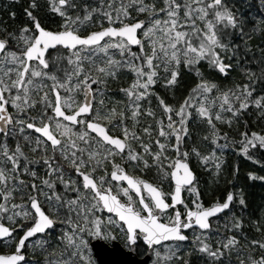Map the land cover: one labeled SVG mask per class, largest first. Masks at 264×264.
<instances>
[{
  "label": "snow or ice",
  "instance_id": "snow-or-ice-1",
  "mask_svg": "<svg viewBox=\"0 0 264 264\" xmlns=\"http://www.w3.org/2000/svg\"><path fill=\"white\" fill-rule=\"evenodd\" d=\"M37 6V0H32L30 8ZM49 7L62 18L57 30L43 27L28 9L25 13L33 28L0 29L5 32L0 36V136L5 137L0 141V242L10 249L0 252V264H40L26 259L30 246L39 248L43 264H89L88 237L110 236L107 231L102 233L103 222L97 215L102 210L115 214L116 219L110 216L108 223L121 225L129 246L138 240L149 247L170 241L178 249L180 242L189 239L185 230L193 229L196 250L212 264H224V257L229 258L228 264H264V214L253 222L261 232L260 239L244 235L243 218L233 215L230 224L237 235L225 236L217 247L208 242L211 217L225 210L230 213L234 200L244 210L247 204L243 191H229L222 201L205 206L189 157H196L201 166L214 162L217 175L222 160L215 148L207 154L195 146L182 150L193 110L210 131L202 139L213 143L221 138L214 121L231 126L249 105L264 116V94L253 95L255 82L264 83V48L249 58L252 46L247 40L251 36L244 32V19L226 0H100V7L80 5L82 14L72 11L78 8L77 0H50ZM94 14L106 20L107 26L100 24L98 30L88 31L86 26ZM140 14L143 19L137 18ZM129 19L134 22H125ZM233 33L239 34L243 47L231 39ZM10 40L18 50L9 49ZM201 62L224 77L239 68L247 82L221 88L204 76ZM61 63L63 68L58 67ZM125 71L134 78L119 91L128 99L124 107L130 111L132 128L124 123L127 117L118 110V102L111 107L105 104L109 80H117ZM182 71L195 74L198 82L178 105L166 103L153 86L159 82L171 91L179 86ZM44 80L51 84L44 85ZM45 86L48 91H43ZM33 90L38 95L42 92V107L35 116L25 112L37 103ZM150 95L156 96L167 118L166 125L163 119L157 121L158 135L165 142L153 140L150 127H143V136L134 130L138 116H155L151 107L141 111L140 101ZM9 105L16 110L15 116ZM224 112L231 115L225 117ZM21 113L24 119L17 118ZM117 127L120 134L112 132ZM26 129L37 135H23ZM16 133L23 135L25 144L16 143L12 149L6 138ZM222 136L226 139L227 133ZM240 137L238 150L248 159H253L250 149H264V132L244 131ZM25 147L32 153L39 150V159L29 160ZM169 149L174 156L166 155ZM29 164H42L44 174L38 175ZM153 166L158 176L174 182L171 191L165 193L160 183L137 174ZM21 172L31 179H21ZM248 176L264 180L251 172ZM58 185L62 190H57ZM185 190L194 197L189 203L182 196ZM15 192L27 199L14 203ZM121 193L126 199L121 200ZM57 224L63 226L60 236L54 238L59 253L47 238ZM162 246L167 249L164 258L168 264L173 258L177 264H188L168 244ZM232 253L236 254L234 262ZM155 255L162 254L156 251Z\"/></svg>",
  "mask_w": 264,
  "mask_h": 264
},
{
  "label": "trees",
  "instance_id": "trees-1",
  "mask_svg": "<svg viewBox=\"0 0 264 264\" xmlns=\"http://www.w3.org/2000/svg\"><path fill=\"white\" fill-rule=\"evenodd\" d=\"M31 2L32 0H0V29H5L7 32H16L19 28L24 27L25 25L30 29L33 28L31 19L25 13V9H28L33 12V15L37 17L43 27H46L48 30H57L62 24V18L59 14L51 10L49 7L50 0H37L38 6L35 9L30 8ZM226 3H228L227 0ZM232 3L233 5H231V8L234 12L244 19V32L251 36V40H247V36L244 37V40H247L252 46V51L249 53V58H251L253 54H259L258 49L264 48V0H233ZM77 4L78 8L72 11L74 14H82L79 7L80 5L88 4L91 7H100V0H77ZM12 12L15 13V16L10 15ZM143 18L144 17L142 16L139 17V19ZM132 21L133 20L129 19L125 22ZM92 22H94V24L100 22L103 23L104 26H107V21L102 19L101 16L95 14ZM98 27L99 26H93L91 31L98 29ZM3 35H5V32L0 31V36ZM238 37V33H233L231 39L236 41ZM241 46L243 47V45ZM250 66L253 68L256 67L255 64H251ZM200 69L205 77L218 83L221 88H231L234 83L247 82L239 68H233L227 77L210 69L206 63L200 64ZM197 82L198 78L195 74L182 71L180 84L174 89V98L163 92L161 86H158V94L166 103L178 105L188 95L189 91ZM258 82L260 81H256L253 85L255 88L253 93L254 96L264 94V83L260 82L258 84ZM121 99H123L122 95ZM155 99L158 105L156 96ZM218 104L219 102L215 105ZM213 109L216 110L218 107ZM156 113L158 118L163 119L164 123L167 124V118L162 115V109L158 107ZM223 115L228 117L231 114L224 112ZM214 123H216V126L221 133V138L217 143H213L211 139L207 141L208 143H211V149H216V155L222 160L221 172L217 175L213 164H210L209 166H201V163L192 155L189 157V164L195 171H198L199 166L202 168L213 169L215 173L213 185L202 189L203 194L207 193L208 195L207 200L213 199V201H215L219 199L222 201L226 196V193L229 191H232L233 193L243 191L247 210H244L234 200L232 211L230 213L227 212L223 217L213 221L212 230L208 232V242L211 243L213 247H217L218 242L224 239L225 236L237 235V232L234 229H231L230 221L233 215L243 218L244 223L242 224L241 232L244 235L248 236L250 239H260L261 232L253 227V222L257 221L261 215L264 214V180L249 178L248 174L251 172L254 173L256 177L264 176V149H250L249 154L253 156V159H248V157L238 149L240 147L239 142L241 140V132H264V116H262L252 105H249L247 110H243V114L240 116L239 120H233L231 126L219 121H214ZM187 126L189 129V135L184 137L182 150H189L193 146L198 147L197 145L203 140L202 137L210 135V131L207 134L203 133V126H206V124L202 119L196 117L194 110L193 116L190 117L187 122ZM223 133H227L226 139L223 138ZM172 139L174 141V138ZM218 144L226 146L218 147ZM166 155L171 157L174 156L175 153L169 149L166 152ZM257 161H260V163H257ZM234 170L235 174H233ZM148 177L154 183L163 184L168 181V179H163L158 176L154 166L150 168ZM261 231H264V229ZM196 249L197 245L195 240L190 238L187 244L179 247V252L177 251V253L182 260L186 259L188 264H212L209 259L199 253ZM0 252H2V250H0ZM230 259L234 262L236 254L232 253ZM222 260H224V264H228L229 258L224 257ZM37 261L40 262V264H43L44 259L39 256L37 257Z\"/></svg>",
  "mask_w": 264,
  "mask_h": 264
},
{
  "label": "flooded vegetation",
  "instance_id": "flooded-vegetation-1",
  "mask_svg": "<svg viewBox=\"0 0 264 264\" xmlns=\"http://www.w3.org/2000/svg\"><path fill=\"white\" fill-rule=\"evenodd\" d=\"M33 27H34V25H33ZM9 49L12 50V51H16V48H14V46H12V42H11V41H10V43H9ZM49 51H52V50L49 49ZM0 58H2V57H0ZM58 67H59V68H63L64 65L61 63L60 65H58ZM49 68L51 69V64H50ZM42 83H43L44 85H48V84H51V81H50V80H44ZM43 91H48V88L45 86V87L43 88ZM31 95H32V98L35 99V100L37 101V103H36V105H35L34 108H28V110L26 111V113H27V115L35 116V115L37 114V112H38V111L41 109V107H42L41 100H40V96L42 95V92H40V94L38 95L37 92H36V90H33V92H32ZM62 95H63V92H62ZM49 96H50V99H51V98H52V94L50 93ZM94 107H95V102H94ZM8 110H9L10 113H12V110H11V108H10L9 106H8ZM49 113H50V109H49ZM24 118H25V114H23V116L20 117V118H18V119H24ZM112 132H114V130H112ZM114 133H115V132H114ZM116 134H117V133H116ZM23 135H29V136H33V137H34V136L37 135V134H35L33 130L26 129V130H25V133H24ZM23 135L18 134V135L15 137V139L17 140V142L9 144V147L12 148V149H14L16 143H20V144L24 145V144H25V141H24V139H23ZM93 135H94V134H93ZM8 137H9V136H8ZM8 137H7L6 139H8ZM4 139H5V137L0 136V141H2V140H4ZM24 150H25L26 155H28L29 160H32L33 158L39 159V157H40V155H41V153L39 152V150H38L36 153H32V152L30 151V148H29V147H25ZM49 155H51V152H49ZM22 164H23V160H22ZM65 167H67V165H65ZM29 168H30V169L34 168V169L37 171L38 175H43V174H44V171H45V169H44V167H43L42 164H29ZM193 170H194V169H193ZM129 171H132V170L129 169ZM196 171H197V170H196ZM196 171L194 170V173H195V176H196V186H197V188L200 190V194H201V195H200V199L203 201V203L205 204V206H207L209 203L213 202V199H211V200H210V199L207 200V199H208V195H207V193L203 194V190H202L203 188H205V187H207V186H211V184H210V182H209L208 174L206 173V174H204L205 177H202V175H200V174L198 173V171H197V172H196ZM149 172H150V169H146V170H144L143 172H137V174L142 175L145 179H148L150 182H153V181H151V180L149 179V177H148ZM65 174L68 175L67 172H66ZM19 175H20V178H21V179H25L26 182L29 181V180L31 179V177H30L29 175H27V174H25V173H23V172H21ZM74 178H77V179H78V177H74ZM37 184H38V186H39V181H37ZM172 185H173L172 181H167V182L161 184V186H162V188H163V191H164L165 193L171 191V186H172ZM57 190H58V191H59V190H62V186H59V185H58ZM14 195H15V194H14ZM19 195H20V196H21V195L23 196V193L21 192V194H19ZM182 196L184 197L186 203H189L190 200L194 198V197L192 196V194L189 193V192H187L186 190H185V191H182ZM23 197H25L24 200L27 199L26 196H23ZM20 198H22V197H16L15 200L20 199ZM120 198H121V200L126 199L125 197H123V194H122V193H121ZM41 199H42V198H41ZM15 202H16V201H14V203H15ZM189 206H191V204H189ZM177 207L181 210V212L184 211L182 205H178ZM169 212H171V210H169ZM97 215H100L101 220H102V222H103L102 225H101L102 233H103L104 231H107L108 233H110V236H109L108 238H104L103 235H101L100 237H88V241H89V243H88V253H87V255L89 256V264H98V262H97V260H96V258H95V256H94L93 249H92V247H91V243H92L93 241H95V240L103 241V242H104L109 248H112L113 245L116 244V245H120V246L122 247V249L125 250V251H127V252L132 251L131 246L128 245V242H127L126 236H125V234H124V231H123L122 228H121V225H120V224H109V223H108V218H109L110 216L113 218V220H115L116 217H115L114 215H112V214L106 212L105 210L99 211V212L97 213ZM219 218H220V217H219ZM213 220H214V219H213ZM213 220H212V223H213ZM62 227H63L62 225L57 224L52 230H50V231L48 232V234H49L50 232H52V233L55 232L54 234H57L59 231L62 230ZM197 231H199V230H197ZM187 235H188L190 238H193V229H191V230L187 233ZM56 236H57V235H56ZM40 237H41V235H37V238H40ZM57 237H59V235H58ZM167 244H168L169 246H175L173 243H167ZM4 245H6V242H0V246H1V247H0V250H2V252H3V251H9L10 249H9L8 247H6V248L3 247ZM31 247H32V246H30V247L26 250V252H25L26 259H28L29 261H37V257H39V256H37V254L35 255V254H33V252H31ZM161 247H163V246L160 245V246H157V247L154 248V250H153V254H152V257H151V262H150V264H156V263H155V259H154V257H155V251L158 250V249L161 248ZM179 247H181L180 244H179ZM133 251H134V257H135L136 259H138V260H143V259L145 258V256L147 255L148 249H147V247L144 245V243H142L140 240H138V241H137V244L134 245V249H133Z\"/></svg>",
  "mask_w": 264,
  "mask_h": 264
},
{
  "label": "rangeland",
  "instance_id": "rangeland-1",
  "mask_svg": "<svg viewBox=\"0 0 264 264\" xmlns=\"http://www.w3.org/2000/svg\"><path fill=\"white\" fill-rule=\"evenodd\" d=\"M227 1H228L227 4L231 7V5H233V3H232L233 0H227ZM145 2H148V0H145ZM136 16H137V14L133 13V17H136ZM141 16L144 17V14H140L137 18H139ZM100 24H103V23L99 22V23L94 24V22H92L90 25H87L86 28H87L88 31H91L93 26H99ZM235 42L241 43V45H243L242 42H241L240 36L237 38V40ZM12 46H14V48H16V50H18V48H19V46L14 41H12ZM135 51H137V50H135ZM117 58H119V57H117ZM202 63H204V62H201V64ZM133 78H134V76H133V74L131 72L125 71L124 74H122L117 80H115V81L109 80L107 88H106V91H105V97H106L105 104H106V106H109V107L115 106L116 102H118L119 105H120L118 110L125 111L127 119L124 121V123L127 124L130 128L133 127V121L131 120L130 111H128L124 107L128 103V99H127V97H125L123 95V93L119 92V90L121 88L128 87L129 84L132 82ZM259 83L260 82H258V84ZM158 86H161L159 82L157 83V85L153 86V91L155 93H158ZM161 88H162L163 92H165L167 95L172 96L173 98L175 97V94H174V89L175 88L172 89L171 91L166 90L162 86H161ZM121 95L123 96V99H121ZM172 97H171V99H172ZM98 99H99V97H98ZM217 102H219V101H217ZM140 104H141L142 113H143V109H145L147 107H151L153 109V111L155 112V116L154 117H149V116H146V115H143V114L141 116H138L137 117V122H135V129H134L135 132L138 135L143 136L142 129H143V127L147 126V127H150V129H151L150 136H151V138L153 140L159 138V139H161V142H165L164 138L163 137H159V135H158V124H157V121L160 120L161 118H158V116L156 115L157 114L156 110H158V105H157L155 96L154 95H150L149 97H146V98L142 99L140 101ZM214 105L212 106L213 108L218 107V105H215V106ZM9 107L11 108L12 113L15 116L16 115V110L13 107H11V105H9ZM27 110H28V108L25 109V112ZM23 114L24 113H21L17 118L22 117ZM173 119L176 120L178 118L173 116ZM113 123H115V121H113ZM109 127L111 128V125ZM203 128H204L203 129L204 130L203 133L207 134L209 132L208 126L207 125L203 126ZM112 130H114L115 133L120 134V128L119 127L114 128ZM165 130L167 131V129H165ZM18 134H20V133H16L15 135H10L8 137V139H7L8 145L11 144V143L17 142L15 137ZM145 139H146V142H147V138H145ZM205 142H206L205 140L201 141L200 142L201 146L199 148H200V150L202 152H204V154H207V152L211 151L212 149L210 148L211 147V143L205 144ZM135 147H136L137 151H142L138 146H135ZM152 148H153V150L156 149L155 144L152 145ZM213 165H214V162H213ZM198 172H199L200 175H202V177H205L204 174L207 173L208 174V178H209V182H210L211 186L213 185V179L215 178V173H214L213 169H210V170L209 169H204L201 166H199ZM23 180H25V179H23ZM14 194H15V197H23L22 195L21 196L19 195V194H21V192H15ZM24 199H25V197H23V200ZM14 201H16L15 203H17V204H21L22 203V198L14 200ZM60 232L61 231H59L57 234H54L55 232L54 233L50 232L48 234V236H47V238L49 240H51L52 246L56 247L57 253H59L61 251V248L59 247V245L56 244V240L54 238H58L57 236L58 235L60 236ZM3 247L6 248L5 245ZM34 247H35V251H33ZM169 247H171L174 251H176V255L179 256L178 253H177V251L179 252V248L176 249L175 246H169ZM49 251H51V246L49 247ZM156 251H160L162 255L159 258L155 255V257H154L155 263L156 264H168V261H166L165 258H164V253L167 251V249H165L164 247H161V248H159ZM31 252H33V254H35V255L37 254V256H40L41 258L44 259V255L40 252L38 247L32 246L31 247ZM174 263L177 264V261L175 260V258H173V260L171 261V264H174Z\"/></svg>",
  "mask_w": 264,
  "mask_h": 264
},
{
  "label": "water",
  "instance_id": "water-1",
  "mask_svg": "<svg viewBox=\"0 0 264 264\" xmlns=\"http://www.w3.org/2000/svg\"><path fill=\"white\" fill-rule=\"evenodd\" d=\"M139 33H140V30H138V34ZM136 48H137L136 46H132V49H136ZM172 183L174 184V182H172ZM105 211L107 212V210H105ZM226 211L227 210H225L223 213L216 214V216L211 217L210 220L213 218H217V217L221 216ZM110 214L115 216V214H113V213H110ZM189 230H191V229L185 230V234ZM37 235H41V234H37ZM187 241H183L180 243H186ZM166 243H172V242H170V241L169 242H162L161 245L166 244ZM144 245L148 249L147 255L145 256V258L143 260H138L134 257V251H133L134 246H131L132 251L127 252V251L123 250L120 245L114 244L112 248H109L103 241H100V240H95L91 243V247L93 249L94 256H95L98 264H149L151 261L153 249L157 246H160V245H153L151 247H149L146 243H144Z\"/></svg>",
  "mask_w": 264,
  "mask_h": 264
},
{
  "label": "bare ground",
  "instance_id": "bare-ground-1",
  "mask_svg": "<svg viewBox=\"0 0 264 264\" xmlns=\"http://www.w3.org/2000/svg\"><path fill=\"white\" fill-rule=\"evenodd\" d=\"M201 141H203V140H201ZM207 143H208V141L205 142V144H207ZM197 146H198V148H199V147L201 146V143L198 144Z\"/></svg>",
  "mask_w": 264,
  "mask_h": 264
}]
</instances>
